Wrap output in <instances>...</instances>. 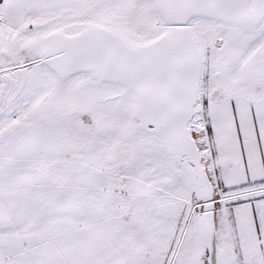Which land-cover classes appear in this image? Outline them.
<instances>
[{"label": "snow or ice", "instance_id": "1", "mask_svg": "<svg viewBox=\"0 0 264 264\" xmlns=\"http://www.w3.org/2000/svg\"><path fill=\"white\" fill-rule=\"evenodd\" d=\"M0 264H264V0H0Z\"/></svg>", "mask_w": 264, "mask_h": 264}]
</instances>
